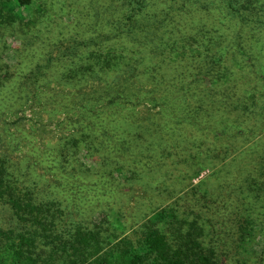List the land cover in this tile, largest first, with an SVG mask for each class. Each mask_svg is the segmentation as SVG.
Segmentation results:
<instances>
[{
	"label": "trees",
	"instance_id": "obj_1",
	"mask_svg": "<svg viewBox=\"0 0 264 264\" xmlns=\"http://www.w3.org/2000/svg\"><path fill=\"white\" fill-rule=\"evenodd\" d=\"M6 1H15L27 10L33 4V0ZM97 1L102 13L94 18L92 11L83 5V13L86 16L81 25H75L70 20L53 22V16L57 14L54 12L57 11V1L49 0L44 3L47 5L45 13H55L49 18L50 28L47 32L39 27L42 22L30 24L31 19L24 22V16H9L0 3V28L15 33L20 39V52L25 54L13 65L8 64L9 66L0 60V112L17 104L22 92V80L28 81L31 90L41 91L39 85L42 82L47 85L50 82H59L64 87L71 83H87L90 76H98L100 79L108 77L109 80V77L112 78L115 74H120L121 80L105 84L112 88L110 94L125 90L126 97L131 98L140 90H144L149 94H157L152 97L154 101L159 99L165 105L170 104L169 110H175L174 104L181 105L184 112L194 110L198 113L203 110L207 95L197 87L189 88L188 95L187 86L197 79L208 86L215 85L216 81H219L216 78V64H211L212 72L206 73L207 61L213 54L203 56L199 48L197 52L195 48L188 51L187 43L196 40V30L199 31L201 25L204 26L203 20L209 25H214L216 15L221 9L214 14L213 7H207L206 0H112L111 4L107 0ZM130 3L134 8L129 7ZM160 15L164 20L158 25L161 30L158 37H145L151 34L147 27L141 40H134L129 34L126 35L120 26L123 21L134 16L142 17L141 20H144V16L158 20ZM27 34H31L30 40L22 42ZM169 35L177 39L173 48L175 55H170L171 46L168 48L166 44ZM210 49L207 48L206 51L210 52ZM20 52L18 51V54ZM28 67L31 69L26 71ZM60 91L65 92V88L60 87ZM116 99L111 96L107 105H103V111L88 110V119L76 118L72 121V128H75L67 136H63L66 142L69 139V147L62 145L60 153L57 152L56 162L49 151L40 152L34 144L29 143L26 146L32 149H28L23 158L4 153L0 156V203L11 208L19 221L18 227L23 225L22 230L0 227V264H54L56 261L57 264H82L77 258L84 253L96 254L105 237L94 229L86 233L78 232L69 241L58 242L56 239L43 244L37 239L35 230L37 231L39 225L42 227L50 224L51 231L58 223L57 219L54 222L51 220L54 216L49 212V208L41 206V202L56 206L60 201H64L66 205L79 207L82 211L87 206L93 210L92 206H95L104 212L108 211L105 216L110 221L116 213L115 209H110V205L116 201L122 203V199L129 195L128 181L130 178L135 179L132 173L136 178L139 171L140 176L145 173L151 184L146 182L143 198L151 193L156 195L159 193L150 190V186L155 185L151 176L158 170L157 173L168 169L166 164L178 165L173 160L174 154L178 156L180 152L185 153L188 147L192 149V156L198 152L202 143L190 142L189 138L192 137L182 126H178L176 122L174 124L173 120H167L166 115L154 113L148 120V116L140 117L143 120L135 116H116L113 110ZM87 107L90 108V104ZM210 112L204 111L205 114H211ZM196 115L205 118V115ZM187 141L189 143H186ZM181 146L185 151H182ZM79 148L86 150V153L80 154ZM87 149L101 151L100 161L104 153L117 154L118 158L109 160L110 165L100 166L99 162L94 167L97 169L104 166L102 173H106L107 179L103 178L102 189L94 188L95 183H86L80 178L71 179L65 172L61 174L64 181L62 186L67 185L64 189H60L62 186L55 182L45 181L43 184V176H38L35 167L30 166L31 154L34 159L41 158L43 163L52 165L55 171L58 170V162L64 171L68 167L76 166L89 169L80 160L82 155L85 159H93L87 154ZM114 172L119 174L121 179L116 178ZM204 184V179L197 180L164 207L156 211L148 210L152 211L138 229L141 228L142 232L139 247H131V240L124 237L111 247L113 253L108 249L106 255L110 257L102 259L101 264H219L216 250H219L218 245L222 241L216 237L218 233L215 225L206 223L205 217L206 214H212L215 218L218 210L213 206H204L207 204L204 197L209 196ZM70 186L72 188H69ZM44 188L49 191L46 192ZM139 199L136 200L138 203ZM200 201H203V205ZM92 213L94 218L99 215L98 210ZM46 219L48 222H44ZM104 223L107 224L108 221ZM116 227H119V232L125 229L121 224ZM242 228V234H245L244 226ZM111 229L116 231L117 228ZM248 233L241 235V238L245 239H241L239 245L249 240L251 235ZM47 243L53 244L49 250ZM67 244L70 250H73L70 256L66 255ZM73 255L74 258H70Z\"/></svg>",
	"mask_w": 264,
	"mask_h": 264
},
{
	"label": "rangeland",
	"instance_id": "obj_2",
	"mask_svg": "<svg viewBox=\"0 0 264 264\" xmlns=\"http://www.w3.org/2000/svg\"><path fill=\"white\" fill-rule=\"evenodd\" d=\"M48 1L33 0L28 10L15 1L1 0L0 3L8 11L9 16H24V22L31 19L30 24L42 22L39 27L45 32L50 28L49 21L55 13L57 14L53 16V22L70 20L75 25L84 23L86 14L83 13V5L92 11L94 18L102 13L97 0H56L57 11L45 13L47 5L44 3ZM107 1L109 4L112 3V0ZM206 1L207 7H213L214 14L220 9L221 11L216 15L214 25H209L203 20L204 26L201 25V30H196L198 32L196 40L187 45L188 51L195 48L197 52L199 48L203 56L213 54L207 61L208 69L205 72L208 74L212 72V65L216 64L218 74L216 78L219 81H216L215 85L208 86L197 79L187 86L188 95L189 88L193 87L199 88V91L207 95L203 110H199L198 113L194 110L184 112L181 110V105L177 104H172L175 110H169L170 104L165 105L159 99L154 101L152 97L157 94H149L144 90L136 91L135 93L138 94L131 98L126 97L125 90L110 94L112 88L105 84L120 81V74L109 77V80L108 77L100 79L98 76H90L87 78V83H71L64 87L59 82H50L48 85L42 82L39 85L41 91L31 90L28 81L22 80V92L17 104L1 110L0 156L4 153L23 158L25 152L32 149L26 146L29 143L34 144L40 152L49 151L55 160L63 144L69 147L67 145L69 139L66 142L63 136H67L75 128H72V121L76 118L88 119V110L103 111V105H107L111 96L113 99L117 98L113 109L116 116H135L138 119L148 116L146 119L148 120L152 114L161 113L166 115L167 120H173L174 124L176 122L178 126H182L183 130L192 137L189 138L190 142L202 143L198 152L193 154L194 157L191 154V147H188L185 153L180 152L178 156L176 154L172 156L178 165L166 164L169 166L168 169L157 173L158 170L151 176L155 185L152 184L150 190L159 194L151 193L143 198L146 182L151 184L145 173H141L140 176L139 171L138 176L136 172L137 178L132 173L135 179L130 178L128 181L129 195L122 199V203L116 201L113 203L114 206L110 205V209L116 211L110 221L105 216L108 211L104 212L103 209H97L92 205L93 210L87 206L82 211L79 207L66 205L64 201H60L56 206H48L49 204L41 202L42 207L49 208V212L54 216L51 220L54 222L57 219L58 225L51 231L52 225L42 227L39 225L35 232L40 242L44 244L46 241L56 239L58 242H65L78 232L86 233L95 229L105 237L100 243L99 251L93 255L84 253L77 260L82 264H101L102 259L110 257L106 255L108 249L124 237H128L132 243L131 247L137 249L142 234L141 228L138 229L151 211L164 207L197 180L204 179V186L209 195L208 198L204 197L207 202L204 206L206 208L213 206L218 210L215 218L212 214H206L205 217L206 223L215 225L218 233L216 237L222 241L218 245L219 250H216L219 264H264V0ZM129 7L134 8V5L130 3ZM160 16L158 20H151L149 17L147 19L145 16L144 20H141L142 17L134 16L123 21L120 26L123 32L134 40L140 41L147 27L151 34L145 37H158L161 31L158 25L164 20L163 16ZM14 34L9 29L0 28V60L6 66L13 65L25 55L20 52V39ZM30 38L31 34H27L22 42H28ZM168 39L166 44L168 48L171 46L170 55H175L173 48L177 39H174V36L171 38L170 35ZM207 48H211V51L207 52ZM26 69L28 71L31 67ZM57 84L65 88V92H61ZM88 104L90 108L87 107ZM206 110H210L211 114H205ZM196 114L205 115V118ZM79 149L80 154L86 153V150ZM181 149L185 151L183 146ZM88 150L87 154L93 159H85L82 155L80 160L89 169L76 166L68 167L64 171L58 162L56 163L58 170L55 171L52 165L43 163L41 158L34 159L31 154L30 166L35 167L38 176H43V184L49 181L62 186L64 181L61 174L65 172L71 179L80 178L86 183H95L94 188L102 189L103 178L107 179L102 169L107 166L110 159L116 158L117 154L104 153L100 161L101 151ZM99 162L100 166H104L95 169ZM96 171L99 173L96 174ZM114 173L116 178L121 179L119 174ZM31 179L37 180V178ZM45 191L49 190L45 189ZM200 202L203 205V201ZM150 209L152 210L148 211ZM94 210L99 211L98 217H93ZM105 221L108 223H104ZM17 222L19 221L11 208L0 203V227L22 230L23 225L18 227ZM44 222H48V219ZM117 224L125 226L123 234L119 232ZM241 225L244 226L245 234H242ZM113 227L117 228L116 231L111 229ZM248 232L251 235L249 240L239 245L240 240L243 239L241 235H247ZM52 245L47 243V250ZM66 246L68 248L66 255H72L73 250H70L68 244ZM113 252L111 249V253ZM70 258L73 259L74 255ZM54 264H57V261Z\"/></svg>",
	"mask_w": 264,
	"mask_h": 264
}]
</instances>
